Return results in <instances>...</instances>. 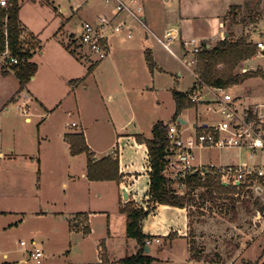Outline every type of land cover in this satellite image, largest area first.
Instances as JSON below:
<instances>
[{
    "label": "rangeland",
    "instance_id": "1",
    "mask_svg": "<svg viewBox=\"0 0 264 264\" xmlns=\"http://www.w3.org/2000/svg\"><path fill=\"white\" fill-rule=\"evenodd\" d=\"M52 1L56 5H63L68 10H71L74 4L83 7L78 16L70 19L67 27L70 33H73L70 36V45L72 48L77 47L78 35L83 24L91 20L87 10L95 8L97 15L100 10L96 7L103 6L102 0ZM148 1V5L151 3L147 8L148 12H151L153 18L156 17L155 20L166 17L167 10L171 8L166 0ZM256 1L252 0L253 6L256 5ZM45 6L27 3L24 9L25 20L30 23L32 30L40 33L39 44L42 52L46 51L45 55L41 56L39 47L34 55L40 65V71L32 90L44 97L45 106L49 109L56 108L61 100L63 106L59 110H54L55 113L48 114L43 109L41 113L35 114L34 107H31L29 103L28 116L32 118V124L25 123V127L18 134L19 138L15 147L17 151L31 158L0 164V210L6 213L0 215V264H37L29 258L28 254L29 250L34 249L33 242L44 252L41 264H99L96 261L97 256L101 264V255L106 249L104 237L109 231V221L116 233L112 241L116 244L113 251L124 255L123 241L127 236V216L123 215V207L146 208L150 214L154 213V209L149 207L145 199L140 202L134 200L127 202L128 199H124V194L120 202L112 185L93 184L87 176H82L86 173L88 157L73 156L64 136V132L76 128L67 127L66 123H72L78 119L77 112L73 108L74 104L70 100L72 97H66L70 89L68 90V86L63 82L70 68H67L68 63L64 64L59 60V50L62 49L59 48L52 34L58 20L53 19L51 6ZM259 8L263 9L260 13L262 18L260 26L250 25L252 28L250 31L254 36L253 42L264 41V0ZM84 11L85 14H83ZM242 16L247 22L249 15L245 13ZM74 24L75 27L72 29ZM115 40H119V37ZM216 43L217 41L212 42V44ZM119 47L120 45H115V48ZM147 48L152 49L154 53L157 52L156 60L165 72L155 68L150 73L144 60L136 66V76L133 79L129 78V82L125 81L128 84L126 85L128 90L134 93L129 98L133 106L128 103L116 72L109 66L107 60L110 56L100 63L101 66L92 74L94 79L89 82L91 96L88 94L81 96V108L86 113L85 124L91 127L90 134L97 148L105 149L106 146L112 145L116 139L113 128L117 126L129 125L131 131L136 130L151 138L153 126L157 122L170 123L173 120L176 113L173 91L176 89L186 94L198 87V81L194 75L196 64L191 67V70L185 67L153 38L139 46L142 54ZM76 49L78 50V47ZM73 64L74 67L71 69V71L74 70L73 75H80L84 66L75 62ZM252 64L259 67L250 72H257L264 68V60L259 59L254 63L252 60L249 63H242L237 73L242 74V68ZM86 65L96 66L89 60H86ZM153 65L156 67L154 60ZM103 66L104 68L100 69ZM11 71L13 72V68ZM180 73L182 77L178 76ZM127 75L129 76V73ZM14 87L15 82L12 81L10 90ZM229 90L234 96L240 95L243 103H249L264 94V78L247 79ZM6 92L0 89L1 105ZM202 94L207 96L205 91ZM110 96L114 97L113 101L109 99ZM209 99H212V96ZM21 105L22 100L18 104L11 102L3 112L10 119L19 118V116L25 118ZM197 105L185 110L177 120L183 117L190 126H193L194 122H211L216 118L207 111V105L198 107ZM69 110L72 113L68 114ZM43 118H46V122L41 126L42 131L39 134L37 123ZM119 145L121 149L124 147V152L118 151L122 163L132 161L137 164H147L143 156L136 153L128 144L120 143ZM196 154L201 158L198 162L217 165L239 164L242 160L241 152L236 149L198 150ZM173 163L182 168L175 159ZM97 190H100L101 197L96 194ZM250 194L248 201H240L238 208L242 213L236 222H231L229 217L221 212L223 206L220 203L215 205V203L207 202L203 210L192 209L197 216L193 218L195 224L193 228H190L186 241L172 236V240L158 239L159 242L148 246L152 249L150 254L156 260L154 264H243V262L258 264V260L263 259L261 254L264 251V236L261 233V224L256 226L254 223L253 213H257V207L253 203L255 199H259L264 204V199L257 198L254 192ZM248 208L252 210L250 216L244 213V210ZM42 212L44 214H39ZM84 212H88L89 216L91 213L95 215L88 222ZM108 216H110L109 219ZM88 229L91 232L88 233ZM22 241L26 242L25 247L21 246ZM130 242L132 243L128 246V251L130 250L128 255L134 253L131 252V245L132 249L133 246H138L135 240ZM239 247L241 251L237 252ZM5 254H8V259L4 257ZM119 260V258H113L110 261L112 264H117Z\"/></svg>",
    "mask_w": 264,
    "mask_h": 264
},
{
    "label": "crops",
    "instance_id": "2",
    "mask_svg": "<svg viewBox=\"0 0 264 264\" xmlns=\"http://www.w3.org/2000/svg\"><path fill=\"white\" fill-rule=\"evenodd\" d=\"M167 5H171L170 10H167L168 13L165 15L166 17H162L158 20H155L156 17L151 16V12H148V0H142V3L144 4L145 8V14H144V20L148 26L147 29H144L141 25L138 23H133L132 28L134 35L132 38H129L126 34H121L118 36H113L110 39V58L107 60L109 62L110 68H112L119 79L120 85L125 91V95L128 98L127 101L132 105V102L130 101V97L133 96V91H129L126 85H128L125 81L129 82V78L133 79L137 74L136 66L142 62V60L145 61L147 65V69L150 73L151 70L149 68V65L147 63L146 57L147 54H150L151 57H153V60L156 64L157 69L161 70L162 72H165V69L160 66L158 61L156 60V51L155 53L152 51V49H145L143 51V54L141 50H139V46L141 44L147 43V41L150 38H153L156 40V42L159 44L161 43L162 47L166 48L168 51H170V54L178 61L181 62L185 67L184 64L185 60L192 57L191 51L189 48H185L183 46V42L186 40H194L197 43L201 45V43L205 42H214V41H220L222 40L223 35L226 36V38L229 35L230 32H233L232 38L233 39H239L241 37H247L250 40H254L253 33L250 31L252 28H250L251 24H246L248 22H245L243 24L236 25L234 27H231L230 30V23L228 19V12L230 8L233 6H242L243 10L240 13V17L247 13L248 10L246 8V4L250 0H166ZM32 3L34 5L38 6H45L40 4L38 0H22L21 1V22L22 26L24 28V33L22 36V42H23V49L25 52L30 54L31 61L37 64L38 66V72L40 71V65L35 60L34 55L36 54L37 49L40 47L41 56L45 55L46 51L41 50V45L39 44V36L40 33L38 31H34L31 29V25L28 21L24 18V9L25 4ZM52 4V5H51ZM51 6V9H53V19L58 20L55 23V28L52 32L53 38H55V41L58 42L59 48L62 50H59L58 56L60 57L61 63H68V67L70 68L69 73L67 72L66 79H63V82L65 85L68 86V90L70 89L68 95L66 97H72L70 100L74 104L73 108L77 112L78 119L77 121H73L72 123L67 122V127H76L75 129L68 130V132H64L65 136V142L68 146V149L70 150V145L67 141V135L69 134H75L83 132L87 141V144L89 145L92 152L95 154L94 160L99 161L105 157L108 156H118L120 160V155L118 153L119 150L121 152H124V147L122 149L120 148V143L128 144L129 147L133 148L136 153H139L143 156V158L147 161V164H137L136 162H127L126 164L121 162L120 160V173L122 176V182L120 185H118L116 182L113 181H107V182H91L93 184H110L112 185L116 190V195L119 198V201L121 202L123 198L124 191L127 193L128 201L134 200L135 202H140L145 199L148 202L149 207H152L154 209L153 214H148V217L146 220H144L142 227L143 232L151 237L157 238L162 240L168 239L169 236H176V238L184 239L186 241V237L188 235V232L190 230L189 228V211L187 209H180L176 207H171L168 205H160L158 203H154L150 201V182H151V166L149 162V156H148V148L144 144L138 143L136 137L138 135H143V133H140L138 131H131L129 129V125H123L121 127L117 126L114 127L115 131V140L112 142V145L106 146L105 149H100L96 147V144L94 143V140H92V135L90 134L91 127L86 123L85 121V111L81 108V96H85L84 94H90V81L94 79L92 74L101 66V64H98L94 66L91 73L88 72V69L91 67L90 65H86V60H89L87 57H83L82 54L78 50L76 46L74 49L76 50V54L72 55L69 50L66 48L67 45H70V39L71 34L70 30L67 28L70 23V19L73 17L75 18L76 15L78 16L80 14V10L83 7H80L79 4H74L71 7V10L68 8H64L63 5L58 4L56 5L54 1L50 0V5H47L45 7ZM77 8V9H76ZM98 10H100L99 13L96 15V9L91 8L88 9L87 12L89 13V17L91 20L97 18L98 16L108 13L110 10L107 8L104 4L103 6L96 7ZM85 14V11L83 12ZM59 18V19H58ZM126 18V16H125ZM153 18V19H152ZM262 19V18H261ZM259 24H261L259 22ZM259 24L258 27L260 26ZM255 25V24H254ZM42 27V26H41ZM75 24L73 25L72 29H74ZM171 32L173 36V43L166 47L164 45L165 42V35ZM119 37V40H115V38ZM33 42V43H32ZM37 43V44H36ZM35 45V46H34ZM115 45H120L119 48H115ZM34 46V47H33ZM145 46V45H144ZM143 49V48H142ZM76 55V56H75ZM112 56V57H111ZM113 58V60H112ZM6 59V56H0V89L6 90L5 99L0 104V164H5L7 161H21L23 159L31 158V156L22 153L20 151H17L16 149V143L19 138V132L22 128L25 127V123L32 124V118H24L22 116H19V118L10 119L4 109L9 106L11 102L17 103L20 101V99L24 97H29L31 99V107L33 108V111L41 113L44 109L45 112L55 113L54 110H59L63 105L61 101H59L56 108L49 109L45 106V99L42 95H40L37 91H33L32 87L37 79L36 76L32 79V81L24 87L23 91L18 93L20 90V82L17 79L14 72H9L7 75L3 74V64ZM76 61H75V60ZM59 62V61H58ZM73 62L77 64H82L84 66L82 73L80 75H73L74 70L71 71V69L74 67ZM43 63V62H42ZM40 63V64H42ZM60 63V64H61ZM104 66L100 69H103ZM106 69V68H105ZM107 70V69H106ZM191 70V69H190ZM129 73V76L127 75ZM86 74V76H85ZM179 77H182L183 75L180 73L178 75ZM85 78V80L81 83H72L75 80H79ZM15 82V87L10 90L11 82ZM175 91H177L175 89ZM180 92V91H178ZM93 93V92H92ZM65 94V93H64ZM66 95V94H65ZM100 95V91H99ZM263 95V94H262ZM240 96V95H238ZM261 96V95H260ZM259 96V97H260ZM20 97V98H18ZM18 98V99H17ZM94 98V97H93ZM92 98V99H93ZM247 98H254V97H247ZM109 99L111 101L114 100L113 96H110ZM61 102V103H60ZM30 107V105H29ZM198 107V106H197ZM72 108V109H73ZM71 109V110H72ZM198 109V108H197ZM69 110L68 114L72 113V111ZM32 111V112H33ZM33 112V113H34ZM74 114V113H73ZM42 116V115H41ZM198 117V116H197ZM24 118V120L22 119ZM183 118V117H182ZM46 122V118H43L41 121H39L37 124V128L39 130V134L42 131L40 128L41 126ZM164 122V121H163ZM188 122V121H187ZM205 122V121H203ZM73 123H76V126H73ZM202 123V122H200ZM200 123H193V126L195 127ZM206 123V122H205ZM128 124V123H127ZM189 124V122H188ZM102 135H100L101 137ZM147 139H150L149 137H146ZM152 138V137H151ZM40 144V141H39ZM81 156V155H80ZM198 160H201L200 156H198ZM203 166H227L226 165H217V164H210V163H204L202 162ZM87 167L86 166V173H83L82 176H87ZM166 175L168 178H170L173 181L172 189L176 191V193L183 195L186 191L185 185L181 182L183 178H181V174L178 170L170 169L168 168L166 170ZM100 190H97V195L101 197ZM204 208H202L203 210ZM149 212V210L147 209ZM2 214H6L5 212H2ZM83 213V212H79ZM91 213V212H90ZM44 214V212L39 213ZM84 214L89 219L94 217V213H91V216H89L88 212H84ZM126 216V214H123ZM71 217V216H70ZM110 216H108L109 219ZM68 219V218H66ZM199 224V223H198ZM112 224L109 221V228L106 232V235L104 237L105 239V247L108 253V257L110 260H113V258H119L123 259L128 255V246L130 245V240L127 236H125V239L123 241L125 245V251L124 255L122 253L113 251L114 246L116 244L112 243L114 239V235L116 234L113 230ZM240 228V227H238ZM240 231V230H238ZM91 232V230H90ZM134 245V244H133ZM99 246V245H98ZM242 246V244H241ZM98 248V247H97ZM98 250V249H97ZM115 250L116 247H115ZM139 248L137 245L133 246L131 245V255L136 254L138 252ZM152 251V249H150ZM150 251V252H151ZM241 251V247L237 249V252ZM98 255V251L96 252ZM4 257L6 259L9 258L8 254H5ZM100 264V261L97 256V260ZM96 263V262H95ZM84 264V263H80ZM87 264V263H86ZM94 264V263H93ZM233 264V263H230Z\"/></svg>",
    "mask_w": 264,
    "mask_h": 264
},
{
    "label": "trees",
    "instance_id": "3",
    "mask_svg": "<svg viewBox=\"0 0 264 264\" xmlns=\"http://www.w3.org/2000/svg\"><path fill=\"white\" fill-rule=\"evenodd\" d=\"M21 1L9 0L7 7H3L0 3V56L8 52V56L4 62L12 57L19 58L20 63L13 67V72L20 82V90L18 93L23 91L24 87L32 81L38 72L37 64L31 61L32 56L23 49L22 36L24 28L20 17ZM262 3L263 0H257L256 5L253 6L252 0H250L246 4L249 15L246 24H259L261 21L260 13L263 10L259 7H261ZM40 4L50 5V0H42ZM242 10V6H233L230 8L228 12V16H230V30L231 27L246 22L243 16L240 17ZM229 35L216 44L205 41L201 44V51L196 55V74L202 85L230 89L242 84L247 79L253 77L262 78L264 76L262 71L247 72L245 74L237 73V69L242 63L252 59L257 54V47L247 37L233 39V32H230ZM66 48L72 54H76V48H72V45H67ZM146 60L150 70L153 71V58L150 54H147ZM93 68L91 66L88 69V73H91ZM9 72L3 64V74L7 75ZM84 80L85 78H82L72 83L78 84ZM192 92L193 90L185 94L183 92L173 91L176 113L172 122H175L185 110L196 105L189 99ZM170 123L163 121L157 122L153 126L152 138L150 139L142 135L136 137L138 143L144 144L148 148L151 166L150 201L160 205L187 209L189 211V228H193L195 224L193 218L197 216L195 210L192 209H202L207 202L215 203V205L220 203L223 206L221 212L227 215L231 222L239 220L242 212L239 211L238 205L240 201H248L250 199L249 195H251V191L221 183L215 171L207 175L206 181L202 180L199 172L194 171L186 176L181 180L186 188L183 195L176 193L172 189L173 181L166 175V170L169 165L168 156L170 154L167 136ZM66 138L73 156L86 155L88 157L87 177L89 181H113L118 185L121 184L120 160L117 156H108L96 161L94 160L95 154L87 144L83 132L69 134ZM253 204L257 207V213L264 211V204L259 199H255ZM122 210L127 216V237L137 242L139 250L136 254L120 259L117 261V264H154L156 261L155 258L151 254L146 253V248L148 247L146 241L154 237L146 235L142 227L149 212L143 208H132L131 206L123 207ZM244 213L246 216H250L252 210L248 208L246 211L244 210ZM257 213H253V216L255 217ZM0 215H2L1 212ZM168 239L172 240V235ZM261 255L263 258L264 251ZM101 264H112L106 249L101 255ZM243 264H257V262H243Z\"/></svg>",
    "mask_w": 264,
    "mask_h": 264
},
{
    "label": "built area",
    "instance_id": "4",
    "mask_svg": "<svg viewBox=\"0 0 264 264\" xmlns=\"http://www.w3.org/2000/svg\"><path fill=\"white\" fill-rule=\"evenodd\" d=\"M102 2L110 11L86 21L77 39L79 53L95 65L109 57L110 39L113 36L124 33L132 38L134 22L144 29L148 28L144 20L145 8L142 0H102ZM0 3L3 7H7L9 0H0ZM225 38L226 36L223 35L222 40ZM173 39L172 33L168 32L165 35L164 45L169 47ZM253 43L257 47V54L246 63L252 60L253 63L259 59L264 60V41ZM183 46L189 48L193 56L184 62L186 67L191 69L196 64V55L201 51V45L194 40H186ZM4 55L7 57L8 52ZM19 63L18 57H12L4 62V66L12 72L11 69ZM253 65L243 67L241 73L245 74L259 67ZM258 71L264 74V68ZM194 75L197 78L198 87L189 96L190 101L196 105H207V111L216 118L211 122H202L196 128L190 127L189 124L182 125L179 120L169 124L167 136L170 154L167 169L178 170L183 179L194 171L199 172L203 181H206L209 173L215 171L221 183L250 190L257 198L264 199V94L254 101L243 103L240 100L241 97L234 96L229 89L202 85L198 75ZM203 91L207 96L202 94ZM211 96L212 99H209ZM21 100V111L28 118L31 99L24 97ZM73 126H76V123H73ZM232 149L241 152L242 160L239 164L206 167L202 165V162H198V154H196L198 150ZM174 159L181 164L182 168L173 163ZM143 209L147 211L146 208ZM254 223L256 226L261 224V233L264 236V211L257 213ZM154 242L159 240L150 239L146 241V244L150 246ZM33 244L34 249L28 251L29 258L41 264L44 252L35 242ZM26 245V242H21V246ZM258 264H264V257Z\"/></svg>",
    "mask_w": 264,
    "mask_h": 264
},
{
    "label": "water",
    "instance_id": "5",
    "mask_svg": "<svg viewBox=\"0 0 264 264\" xmlns=\"http://www.w3.org/2000/svg\"><path fill=\"white\" fill-rule=\"evenodd\" d=\"M178 120H179V122H181L182 125H187L188 124L187 120H185L182 117H180ZM124 199H126V200L128 199L127 193L125 191H124ZM150 251H151L150 248L147 247L146 248V253L150 254Z\"/></svg>",
    "mask_w": 264,
    "mask_h": 264
}]
</instances>
